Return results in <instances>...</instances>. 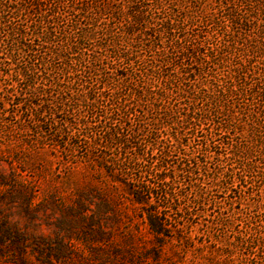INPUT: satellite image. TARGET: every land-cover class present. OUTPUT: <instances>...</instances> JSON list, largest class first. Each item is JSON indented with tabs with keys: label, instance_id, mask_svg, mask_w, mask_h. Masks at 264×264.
Instances as JSON below:
<instances>
[{
	"label": "rangeland",
	"instance_id": "1",
	"mask_svg": "<svg viewBox=\"0 0 264 264\" xmlns=\"http://www.w3.org/2000/svg\"><path fill=\"white\" fill-rule=\"evenodd\" d=\"M157 1L0 0V264H264V0Z\"/></svg>",
	"mask_w": 264,
	"mask_h": 264
},
{
	"label": "trees",
	"instance_id": "2",
	"mask_svg": "<svg viewBox=\"0 0 264 264\" xmlns=\"http://www.w3.org/2000/svg\"><path fill=\"white\" fill-rule=\"evenodd\" d=\"M130 2H128V14H129V24L125 27V31L126 33H131L134 31V27L137 24L143 23L145 24V22L148 21L147 16L145 15V13L142 10H138L137 8H135V2H133V0H129ZM157 2V5L159 4V1L155 0ZM241 2H251L252 0H240ZM178 7V5H177ZM135 9V10H134ZM137 9V10H136ZM84 10H87V8H85ZM134 10V11H132ZM185 13V12H184ZM243 18V19H242ZM229 19L231 22V25L234 24H241L244 26H247L249 23V19H246L244 16L239 15L235 16L233 13L229 14ZM46 26H48V28H45L44 31V38L45 39H52L54 34H52V30H51V25L53 24V19L52 18H47V16H44L43 18ZM88 22V20L86 21ZM86 24V23H85ZM50 25V26H49ZM174 25L175 22L174 20L169 16L168 19L163 20L162 22H160L159 26L162 28L164 34L169 37L172 36L173 33V29H174ZM82 32L80 34H74V33H70L69 38L70 39H74V46L73 49H77L81 43H83L85 40H90L91 38H93L95 36L96 31H90L92 29H90L89 27H84L81 28ZM16 35L18 36L19 30L15 31ZM60 54H56L57 57H59ZM124 56V54L122 55ZM84 66H86L85 64H82ZM33 67L32 66H25L22 68V70L20 71V74L26 79V80H32V75H33ZM145 89V88H142ZM148 91H150L149 87L147 88ZM43 92H45L46 90H41ZM93 89H90L88 92V100L90 103L94 102V98H93ZM220 92L222 93V91L220 90ZM69 94V93H68ZM70 99H72V101L74 102V105L76 106V103L78 101V98L76 97L75 94L70 93L69 95ZM14 100H16L18 98L17 95L13 96ZM62 99V98H61ZM30 104H34V102H30ZM73 105H69L67 106L68 110H72L73 109ZM34 113H35V121H37L36 127H38L40 129V131H42V124H43V120L41 119L42 112L44 110V108L38 107V108H33ZM47 111L50 110H55V113H58L59 110L57 109H53V108H49L46 107ZM41 119V120H40ZM44 132V131H43ZM46 132V131H45ZM75 137L73 136L72 139H74ZM38 139V138H36ZM53 139L51 141H55L56 144L61 145V140L59 138H56V134L53 135ZM38 141L40 144L44 143L42 140L38 139ZM72 143H75L74 140H72ZM62 146V145H61ZM7 181V177H5L4 175H2L0 173V183H5ZM133 194V199L135 202L137 203H142V198L139 196V194L137 192H132ZM145 221L147 223V226L150 230L151 233H153L154 235H158L163 231V223L161 222L160 218L158 217L156 212H152V211H145Z\"/></svg>",
	"mask_w": 264,
	"mask_h": 264
}]
</instances>
